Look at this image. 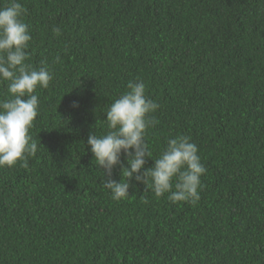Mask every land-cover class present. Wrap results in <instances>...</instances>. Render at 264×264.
I'll return each mask as SVG.
<instances>
[{
	"label": "trees",
	"instance_id": "trees-1",
	"mask_svg": "<svg viewBox=\"0 0 264 264\" xmlns=\"http://www.w3.org/2000/svg\"><path fill=\"white\" fill-rule=\"evenodd\" d=\"M20 2L53 80L36 90V156L0 167V264H264V0ZM136 78L160 105L153 156L177 134L198 146L194 204L103 185L87 140Z\"/></svg>",
	"mask_w": 264,
	"mask_h": 264
},
{
	"label": "clouds",
	"instance_id": "clouds-1",
	"mask_svg": "<svg viewBox=\"0 0 264 264\" xmlns=\"http://www.w3.org/2000/svg\"><path fill=\"white\" fill-rule=\"evenodd\" d=\"M28 9L20 0H7L0 6V83L7 93L0 98V167H12L18 162L27 169L29 157L38 151L30 129L39 114L37 88L47 89L53 72L47 61L36 67L30 61L33 37L25 22ZM56 36L59 27H53ZM59 54L53 63H60ZM146 83L139 78L129 80L126 91L119 95L105 113L106 130L89 134L90 145L101 171L103 185L116 201L129 196L134 179L159 198L164 194L172 203H196L199 199L201 176L206 168L198 146L190 136L177 134L166 138V145L153 156L146 142L147 131L160 123L154 113L160 108L146 95ZM73 107L78 103L73 102ZM123 157V160H122ZM151 158V167H145ZM126 160V165L124 161ZM120 165L121 179L112 178L113 169Z\"/></svg>",
	"mask_w": 264,
	"mask_h": 264
}]
</instances>
